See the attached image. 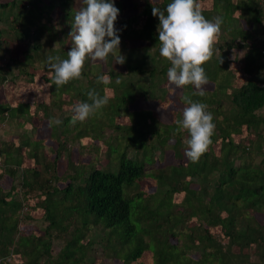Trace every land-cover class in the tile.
Here are the masks:
<instances>
[{"label": "trees", "instance_id": "obj_1", "mask_svg": "<svg viewBox=\"0 0 264 264\" xmlns=\"http://www.w3.org/2000/svg\"><path fill=\"white\" fill-rule=\"evenodd\" d=\"M75 1L0 0V88L33 76L40 60L51 85L49 103H37L33 111L23 101L0 100V122L16 118L34 132L43 119L50 129L48 139H35L28 129L0 139V179H20L7 189L0 184V264H94L98 258L88 252L95 244L102 257L122 264H264V220L257 217L264 209V0H196L206 19L223 20L213 55L202 65L213 83L203 96L194 95V85L171 91V63L159 54V18L152 15L153 6L166 8L171 0H143L127 17L123 1L113 0L125 63H115L112 54L105 61L86 59L81 78L57 88L47 58L66 59L73 46L69 33L81 6ZM235 47L244 50L247 74L238 85L229 53ZM100 75L110 82L97 83ZM93 89L108 104L71 123L69 109L91 103L87 93ZM171 93L180 104L171 123L155 111L131 108L137 100L171 106ZM185 97L207 105L215 125L196 161L183 160L189 134L176 124ZM121 117L127 120L119 123ZM70 143H78L77 159ZM86 144L94 156L83 160ZM102 151L104 166L94 160ZM166 151L179 163L156 166ZM60 158L66 162L61 174ZM146 177L155 182L151 193L136 190ZM174 192L183 195L178 205L171 202ZM25 207L40 208L43 216L33 219ZM191 219L196 224L186 231ZM28 223L30 231L20 225ZM54 240L60 242L56 251Z\"/></svg>", "mask_w": 264, "mask_h": 264}, {"label": "clouds", "instance_id": "obj_2", "mask_svg": "<svg viewBox=\"0 0 264 264\" xmlns=\"http://www.w3.org/2000/svg\"><path fill=\"white\" fill-rule=\"evenodd\" d=\"M118 15L119 9L113 0H81L69 33L73 46L67 52V58H47L52 84L59 88L71 80L81 78L86 59L105 61L112 54L115 63H125L126 58L120 54L119 49L120 36L115 28ZM152 15L159 18V54L171 63L167 71L170 87L175 86L171 87V91L175 92L185 85H194V95L203 96V86L208 83V78L202 65L213 55V45L220 33L222 18L217 16L213 20L206 19L196 0H171L166 8L153 6ZM109 82L110 77L107 75L97 77V83ZM87 96L91 103L75 104L71 123L86 120L108 104L109 98L100 96L94 89ZM185 104L182 119L177 120L176 124L189 134L185 141L186 157L196 161L211 143L215 125L212 114L206 111L207 105L189 97H185ZM55 123L60 124L62 121L56 119Z\"/></svg>", "mask_w": 264, "mask_h": 264}, {"label": "rangeland", "instance_id": "obj_3", "mask_svg": "<svg viewBox=\"0 0 264 264\" xmlns=\"http://www.w3.org/2000/svg\"><path fill=\"white\" fill-rule=\"evenodd\" d=\"M122 8H123V16L127 17L130 15H134L137 12V6L140 3H143V0H122ZM76 5L80 4V0H76L75 1ZM53 15L54 14H58L56 11L52 12ZM48 23V22H47ZM57 25L59 24V21L56 20ZM49 24V23H48ZM259 32L256 34V36H259ZM52 46V45H50ZM23 47L20 45L19 46V50H21ZM230 57H232V63H231V67L232 70L234 71L235 75L237 78L236 80V84L238 85L241 81H243L246 77L247 74L244 72V70H242V57H243V53L244 50L240 49L238 47L232 48L230 51ZM42 60L39 61V63H36L35 65V69H32L34 75L31 76L30 78L27 76H18V78L15 79V81L13 82H7V83H3V85L0 88V100H4L7 101L10 104H17L18 102H25L26 104H29V110L33 111V107L34 105H36L37 103H49V98L48 97V93H47V89H48V83L45 80L46 77H48L50 75V73L48 71H44L42 69ZM39 64V65H38ZM31 71V70H30ZM45 80V81H44ZM175 87V86H173ZM213 87V83L208 82L206 85L203 86V88L209 89ZM178 89H176L177 91ZM178 92V91H177ZM111 91L107 92V95H110ZM170 98L172 100V104L171 106L168 105L166 107H161L159 106V104H157L154 101H142V100H137L135 101L132 105L131 108L133 109H137V108H143L145 110L148 111H155L156 114L158 115V118L164 122V123H171L174 119V111L175 109L180 108V104L178 102L177 99H175L174 94L171 93L170 94ZM174 103V104H173ZM70 113H72L74 115L73 112V108L69 109ZM66 112V111H65ZM68 112V111H67ZM152 113V112H151ZM41 116V112L38 113ZM153 116V114H152ZM42 118V117H41ZM119 123L125 122L127 120L126 117H121V118H117ZM149 121H151V114H149L148 116ZM18 122V119H13L10 118V122L9 119H7L6 121H2L0 122V139H13L16 135H19L20 133H23L25 131H27L26 129H28V134L32 135L33 137L36 138H44V139H48L49 137V126L47 125L46 120H41L40 124L38 125L37 129L33 131V129H30L32 127V124H28L26 123V121L24 122V125H20ZM26 126V128L24 127ZM107 131V129H106ZM107 133V132H106ZM34 134V135H33ZM235 135L234 139L237 141L239 139H241L239 136ZM49 143H51V141L48 140ZM170 142H172V139L170 140ZM98 144V146H101V141L100 142H96ZM78 144V143H77ZM77 144H72L70 143L68 146L70 148H73V153H72V157L73 159H77L78 154H77ZM83 151L82 154L80 155V157L83 160L86 159H91L94 156V152H92L91 150H89L88 144L84 145V147H82ZM76 149V150H75ZM167 153L164 155V158L161 160L156 161V166H163L166 164H172V165H177L179 163V159L175 158L172 154L171 151H166ZM49 157H53V155L48 152ZM105 153L102 151L101 153H98V156L95 160V163L100 164V166H104L105 165ZM186 159V155L185 152L183 154V160ZM65 160L60 158L57 161V171L58 173H63L64 167H65ZM65 173V172H64ZM19 177L11 179L8 176H4L2 179H0V184L3 185L4 188H9L11 183L13 185L18 186L19 185ZM61 183V182H60ZM59 185H62L59 184ZM193 187H196V185H193ZM155 189V182L154 180L146 177V179H144L143 181L139 182L138 187H136V190H144L147 193H151L153 192ZM134 191L130 192L133 193ZM182 193L180 192H174L171 194V202L174 203L175 205H178L179 201L182 198ZM134 204V203H133ZM136 205H133V209H132V214L134 211V207ZM29 210H26V207L24 208V211H27L28 214L31 216V218L33 219H40L43 214H42V210L40 208H34V209H30L29 207H27ZM257 217L260 220H264V209L260 212L257 213ZM196 224V221L194 220H189L187 222V229L186 231H188V227H191V225ZM22 226L23 229H26V231H30L32 229V226L28 224H26L25 226H23V224H20ZM213 231L215 234H219V230L217 227L213 228ZM183 236V235H182ZM179 236L180 239L182 241H185V238ZM182 237V238H181ZM88 238V236H85L82 241L84 242L86 239ZM53 248L55 249V251L58 249V247L60 246V242L57 240L53 241L52 244ZM100 245L99 244H95V248L90 250L88 253L91 255H94L95 257L98 258V262L94 263V264H122L120 260L117 259H109L107 257H102L101 256V251L99 250ZM236 250L235 247H233L232 250ZM196 256V255H194ZM84 264H87V262H85Z\"/></svg>", "mask_w": 264, "mask_h": 264}]
</instances>
